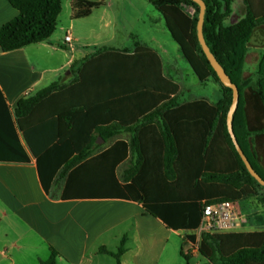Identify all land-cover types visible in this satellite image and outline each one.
I'll list each match as a JSON object with an SVG mask.
<instances>
[{"label": "trees", "instance_id": "obj_1", "mask_svg": "<svg viewBox=\"0 0 264 264\" xmlns=\"http://www.w3.org/2000/svg\"><path fill=\"white\" fill-rule=\"evenodd\" d=\"M148 1L196 79L219 86L221 100L216 105L205 100L178 104L179 87L163 75L159 57L138 47L131 55L97 51L78 69L71 84L54 83L22 98L13 117L35 159L47 196L62 182L61 200L117 198L137 202L166 228L193 231L200 225L203 205L255 198L264 204V189L248 174L228 134L226 115L232 91L220 84L199 45V7L190 0ZM202 1L206 6L202 28L206 45L239 91L234 135L264 180V170L250 151L243 111L246 90L254 92L264 108V51L259 52L255 71L245 70L251 39L264 36V0H243L246 16L233 25L225 24L233 0ZM7 2L18 15L0 28L3 53L49 42L62 0ZM101 6L73 0V19H85ZM153 115H160L161 122H154ZM11 119L0 92V148L7 149L0 153V162L27 164L29 157L19 145ZM124 131L132 135L129 141L117 140L96 153ZM187 148L195 154L187 155ZM127 160L130 166L120 178L117 167ZM249 219L264 226V212ZM124 243L122 240L114 256L116 264L124 253ZM198 253L204 264H264V231L204 234ZM57 257L50 248L49 258L39 264H56Z\"/></svg>", "mask_w": 264, "mask_h": 264}, {"label": "crops", "instance_id": "obj_2", "mask_svg": "<svg viewBox=\"0 0 264 264\" xmlns=\"http://www.w3.org/2000/svg\"><path fill=\"white\" fill-rule=\"evenodd\" d=\"M87 1L101 3L102 6L80 20L81 23H76L73 19V0H62L56 30L49 42L0 53V92L14 123L19 145L29 157L27 164L0 162V264H39L49 258L50 248L58 253L56 264H116L114 256L122 240H125L124 253L119 258V264H159L172 236L183 240L180 252L183 257H200L198 248H193L199 246L202 237L199 227L193 231H172L146 213L140 203L117 198L61 200L62 182L52 187L48 196L41 188L35 159L15 126L13 112L24 97L35 95L54 83L71 84L78 77V69L95 57L99 50L131 55L138 47L148 48L159 57L163 75L178 85V104L205 100L216 105L220 101L179 99L180 73L167 60L175 52L177 58L182 56L171 37L175 47L165 38L159 39L154 35L139 38L129 30H114L127 10L141 13L152 6L149 1ZM239 1L233 0V23L247 12L242 5L236 11L235 5ZM17 15L18 12L7 0H0V28ZM76 25L83 26L85 35L73 33V42L68 45L64 41L66 31ZM119 33L123 37H116ZM103 34L104 37H101ZM259 49L249 50L252 57L246 63V71H255L261 52ZM74 63L76 67L72 68ZM243 111L250 133V151L264 170V108L251 90L244 93ZM152 119L156 123L161 122L160 115H153ZM131 136L128 132H121L104 144V151L117 140L129 141ZM5 151L4 147L0 148V153ZM185 153L191 156L195 151L187 148ZM261 212L264 210L254 213ZM263 228L249 219L236 233L260 232L264 231Z\"/></svg>", "mask_w": 264, "mask_h": 264}, {"label": "rangeland", "instance_id": "obj_3", "mask_svg": "<svg viewBox=\"0 0 264 264\" xmlns=\"http://www.w3.org/2000/svg\"><path fill=\"white\" fill-rule=\"evenodd\" d=\"M142 1V3H146L143 1L148 0H139ZM243 1H239L236 3L235 8L236 11L239 8V6L242 5V8L244 9V6L246 7L245 3ZM232 5L230 6V15L225 20L226 25H233L242 20L246 15H243L241 18L236 20L235 23L234 19L231 18L232 14ZM189 13L192 15L194 13L193 9H188ZM141 14V15H140ZM76 23H81L80 20H74ZM121 23L116 27L114 30L118 29H124L132 31L134 34H136L139 38H143L146 35H154L159 39H167V41H170L171 45L175 47L174 43L170 40V36L167 33V31L164 28L163 21L161 19V16L154 10L152 6H148L147 9H143L141 13L135 12L131 9L126 11V14L124 15L123 20L120 21ZM70 29L71 35L75 32L85 35L83 26ZM72 37V36H71ZM101 37H104V34L101 35ZM116 37H123L121 33L118 34ZM260 48L259 50L264 51V36H261L260 34L253 37L251 39V46L248 48L249 50H255ZM89 50H93L92 48H89ZM252 54L249 55V60L251 59ZM175 61V62H174ZM167 63L174 65L179 73H180V86H181V94L179 95L180 100H191L193 98H207L212 102H217L218 100H221V93H219V86L214 83L213 81H208L205 83H200L195 76L190 71L188 65L182 58L176 57V52L171 55V58L167 60ZM67 71L65 72V74ZM64 74V73H63ZM62 74V76H63ZM104 150V145H101L97 150L96 153L101 152ZM130 166V161L127 160V162L123 165H121L117 170L116 174L118 177L121 178V175L124 170H126ZM263 192H261L262 199L264 198ZM261 198L258 199H251L246 202L237 203V207L240 211V214L245 218L246 222L249 221V216L254 212H260L264 210V204L260 201ZM264 230V228H263ZM194 249L196 247H193ZM183 249V240H180L177 237L172 236L166 246V250L164 251L159 264H204V260L201 257H190L185 258L183 257L180 252ZM112 261V260H111Z\"/></svg>", "mask_w": 264, "mask_h": 264}, {"label": "water", "instance_id": "obj_4", "mask_svg": "<svg viewBox=\"0 0 264 264\" xmlns=\"http://www.w3.org/2000/svg\"><path fill=\"white\" fill-rule=\"evenodd\" d=\"M190 1H192L193 3H195L199 7V15H198V22H197L196 31H197V39H198L199 45L202 49V52H203L204 56L206 57V59L208 60L210 66L214 70L220 84L223 87L228 88L232 91L231 104H230V107H229L227 115H226V126H227L228 134H229V136L232 140V143H233L241 161L243 162L248 174L257 182V184L259 186H261L264 189V180H262V178L254 171L250 162L248 161V159L246 158V156L242 152L240 146L238 145V142H237L236 137L234 135L233 118H234V114H235V112L238 108V104H239V91H238V88L236 87V85H234L231 82V80L229 79V77L225 73L224 69L221 67V65L216 61V59L214 58V56L212 55V53L208 49L206 42L204 40L202 28H203L206 6L202 0H190ZM0 53H2L1 48H0Z\"/></svg>", "mask_w": 264, "mask_h": 264}, {"label": "built area", "instance_id": "obj_5", "mask_svg": "<svg viewBox=\"0 0 264 264\" xmlns=\"http://www.w3.org/2000/svg\"><path fill=\"white\" fill-rule=\"evenodd\" d=\"M64 41L70 45L73 40L71 31L67 30ZM245 218L240 214L238 207L233 202H220L213 205H203L199 225L200 235L236 233L242 228ZM198 245H196V249Z\"/></svg>", "mask_w": 264, "mask_h": 264}]
</instances>
